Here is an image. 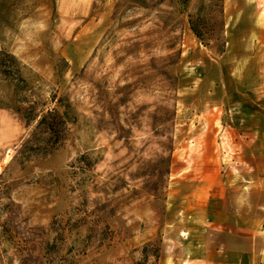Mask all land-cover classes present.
<instances>
[{
	"label": "rangeland",
	"instance_id": "374dc122",
	"mask_svg": "<svg viewBox=\"0 0 264 264\" xmlns=\"http://www.w3.org/2000/svg\"><path fill=\"white\" fill-rule=\"evenodd\" d=\"M0 52L73 119L27 161L0 109V264H186L217 195L264 257V0H0Z\"/></svg>",
	"mask_w": 264,
	"mask_h": 264
},
{
	"label": "crops",
	"instance_id": "0c3cea01",
	"mask_svg": "<svg viewBox=\"0 0 264 264\" xmlns=\"http://www.w3.org/2000/svg\"><path fill=\"white\" fill-rule=\"evenodd\" d=\"M205 198L192 206V238L187 243L186 264H264L254 242L253 221L248 222L243 237L242 213L235 207L227 211L226 195Z\"/></svg>",
	"mask_w": 264,
	"mask_h": 264
},
{
	"label": "trees",
	"instance_id": "16d2710c",
	"mask_svg": "<svg viewBox=\"0 0 264 264\" xmlns=\"http://www.w3.org/2000/svg\"><path fill=\"white\" fill-rule=\"evenodd\" d=\"M191 28L197 37L203 40L201 32L193 23ZM0 83L4 85L0 90V109H9L21 115L27 127L35 124L32 139L24 144L21 154L30 153L27 161H30L32 156H52L61 148L66 125L73 120L72 107L62 105L63 100L53 96L50 104L55 107L48 111L40 110L46 103L32 99L28 94L31 90L30 84L22 75L20 63L14 56L4 52H0ZM63 106L64 111L60 115L59 110Z\"/></svg>",
	"mask_w": 264,
	"mask_h": 264
}]
</instances>
